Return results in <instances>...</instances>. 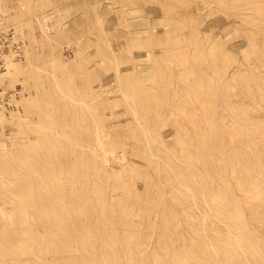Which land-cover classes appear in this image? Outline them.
<instances>
[{"label":"rangeland","instance_id":"rangeland-1","mask_svg":"<svg viewBox=\"0 0 264 264\" xmlns=\"http://www.w3.org/2000/svg\"><path fill=\"white\" fill-rule=\"evenodd\" d=\"M33 89L45 93L46 108L30 117L25 140L30 149L34 144L40 147L44 169H51L53 159L55 174L65 178L67 166L80 164L63 153V148L72 146L118 176L117 187L106 190L114 198L111 202L115 204L124 185H130V197L141 207L125 215L133 232L128 245L135 264H141L142 256L150 264H159L154 259L156 248L160 249L158 224H148L159 217L152 201L164 200L174 210L199 215L201 224H190L184 215L189 224L183 225L190 233L199 227L212 262L215 258L220 264H264V219L258 216L257 183L241 178L243 162L234 161L237 177L228 176V191L230 197L246 194L240 206L248 218L243 227L250 240L245 249L220 241L223 252L217 254L207 223L212 220L227 229L232 240H236L235 233L203 199H191L190 192H200L202 183L189 178L192 189L185 184L191 163L181 160L183 130L193 127V120L204 122L213 116L237 133V139L246 127H257L264 137V0H0V144L19 142L14 135L21 132L14 123L22 116L23 101L30 99ZM144 128H150L156 138H150V133L144 136ZM147 138L156 146L153 152L148 150ZM52 146H60V151L56 153ZM238 146L240 150V143ZM99 147L115 157V164L104 162ZM229 147L235 154L233 144ZM244 150L250 151L251 146L243 143L240 152ZM1 152L6 155L7 148ZM164 152L171 161L163 159ZM178 167L184 174L176 178ZM37 175L47 180L46 173ZM255 177L264 186L262 176ZM234 179H240L241 185ZM0 182L8 183L3 176ZM63 191L67 204L71 190L64 187ZM174 226L167 224L173 231ZM194 239L188 242L194 244ZM171 242L177 247L184 244Z\"/></svg>","mask_w":264,"mask_h":264},{"label":"bare ground","instance_id":"bare-ground-1","mask_svg":"<svg viewBox=\"0 0 264 264\" xmlns=\"http://www.w3.org/2000/svg\"><path fill=\"white\" fill-rule=\"evenodd\" d=\"M41 72L38 71L37 74L40 73L42 75L43 73ZM28 74L30 73L28 72ZM40 80H43V78ZM40 80H37V85H42L43 82ZM201 90L203 89L201 88ZM33 94H31L32 96L30 99H24V109L22 108L24 112L21 113L22 116L16 118L14 123L17 131L21 132L20 135L22 137L18 134L14 135V137H17H15V139H18L19 142L16 141L18 143L12 144L7 141L0 144L2 148H7L6 155L1 152L2 148H0V176H3L8 181V183L0 182V264H135L136 258L131 256L132 250H130V246L128 245V238L133 232L130 231L131 229L126 222L125 215L134 213L135 210L137 211L141 207H136V199H131L130 185L122 184L125 186V189L123 187L125 191L115 197V204L111 202L114 198L111 200V198L107 196L106 190L110 186L115 185V187H117L118 176L109 172L106 166L103 167L101 164H97L95 158L86 155L84 152V154L82 152L77 153V149L72 146L63 148V153L66 158L68 157L70 160L71 158L72 160L77 159L80 164H70L67 166L66 170L68 174L65 178H60L55 174V169H57V167H54V160L52 158V166H49L51 169H44L45 164L43 163L44 160L41 156L40 147L37 148L34 144L30 149L25 140V138H27L26 134L29 131L28 128L31 126L30 117L40 114L41 111H39V109L45 106L47 97L42 89L34 90ZM126 95L128 96L127 93ZM203 96L204 95H202V97ZM132 107L135 109L134 106ZM180 109L181 108H179V110ZM5 115L6 114H4V116ZM15 117L16 115H14V118ZM204 122L193 120L191 122L193 123V127L182 129L183 136L181 138V146L184 148V154L181 160L184 161V163L186 162L185 160H187L188 162H186V164L191 163L190 167L187 168L186 166L189 170L185 178V184L192 189L193 182L189 178H196L201 181L202 186L200 192L196 194L191 191V199L193 198V201L196 197L203 199L206 207H208L218 219L223 220L227 228H232L235 233L237 242L234 238V240H232L230 238L231 236H228L227 229L219 227L214 221L210 220L207 223V229L211 234L210 243L215 253L218 254L223 252L220 243L224 241H228L230 245L233 243L237 244L240 248L242 247L245 249L244 247L248 245L250 238H248L249 240L247 239L243 226L247 224L246 221L248 218L244 216L245 209L243 210L240 205L244 202L243 197L245 198L246 194L238 196L232 195L230 197L228 191L230 180L228 176H230V174L231 176H235L234 161L240 159L244 164V177L241 178H245L244 180H250L251 178L257 183L255 187L259 194L261 207L258 216L264 219V186L262 180H258L255 177V174H258L262 176L264 180L263 132L260 129L258 130L257 127L255 130L246 127L247 129L243 128L244 130L238 133L240 137L237 139V133H233L229 131V129L227 130L221 122L214 120L213 116L209 117V119H206ZM248 122L247 124H249ZM96 125L95 127H98ZM204 125H209V130L205 129ZM9 126L8 124V126L5 127ZM13 126L11 128H13ZM149 131L150 128H144L143 132L145 134L143 132L142 134L146 136V133H150L152 136L150 138H156L157 135ZM150 138H147V141L150 142L148 150L153 152L152 150H154L156 146L152 145V140ZM101 142L103 143V141ZM239 143L240 150L243 143L251 146V150L240 152ZM230 144H233V151L235 154L229 147ZM52 148L56 153L60 151V146H52ZM99 148L98 150L101 152L98 151V154L101 153L103 155L102 158H105L104 162L106 160V162H111L112 164L115 157L106 149L104 151L103 148ZM41 149H43V147ZM91 151H93V149ZM55 156L54 153V157ZM163 159L167 162L171 161L170 156L165 154V152L163 154ZM244 161L251 165L248 166ZM119 164L121 165L122 163L119 162ZM21 167L24 168L23 171L20 170ZM28 168H30L32 174L29 173ZM155 169L157 168L155 167ZM59 170L58 172H60ZM41 173H46L44 177H47L49 181L37 175ZM132 173V176H137ZM175 173L176 178H179V174H184L180 167L175 169ZM118 174L120 175V173ZM236 183L237 185H241L240 179ZM64 187L71 190L69 196L70 201H68L67 204L63 202V200L66 199V195H61L62 193L64 194ZM76 189L78 192H75ZM44 190L46 192H44ZM182 194L186 197L185 194L187 193L182 191ZM157 202L152 201V205L158 208L159 217L157 220L150 219L148 224L149 227L158 224L156 230V243L159 244L160 249L158 247L156 248L157 252L154 258L156 262L159 264H220L216 262L213 256L212 258H214V260L213 262L211 261L210 254H208L204 248V242L199 227L196 225L193 233H190L189 230L185 228V225H183L191 224V221H193L194 224H198V222L201 224V219L198 217L199 215H190L188 210H174L167 200L161 203ZM253 211L256 213V209H253ZM184 215L190 219L189 223L188 221L184 222ZM43 221L46 222L42 223ZM250 221L254 223L253 220ZM170 222L175 224L174 231L167 227V224ZM260 234L262 235V233ZM192 237L195 238L194 244L188 242L189 240L192 241ZM168 239L170 242H168ZM173 240H180L184 244L177 247L171 242ZM184 249L190 254L187 256L182 255V252H185L183 251ZM51 254L54 256L52 259L48 256ZM140 260L141 264H150L147 256H142Z\"/></svg>","mask_w":264,"mask_h":264}]
</instances>
